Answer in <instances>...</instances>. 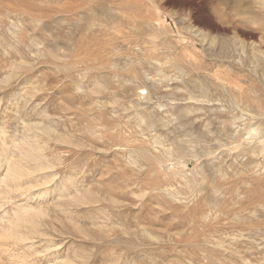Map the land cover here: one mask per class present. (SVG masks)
Masks as SVG:
<instances>
[{
  "label": "rangeland",
  "instance_id": "1",
  "mask_svg": "<svg viewBox=\"0 0 264 264\" xmlns=\"http://www.w3.org/2000/svg\"><path fill=\"white\" fill-rule=\"evenodd\" d=\"M95 3L112 24L82 23L76 0H0V125L20 146L36 139L56 174L31 188L44 215L14 225L35 237L0 264H264V5ZM147 147L178 152L133 166ZM18 155L0 142V163Z\"/></svg>",
  "mask_w": 264,
  "mask_h": 264
},
{
  "label": "bare ground",
  "instance_id": "2",
  "mask_svg": "<svg viewBox=\"0 0 264 264\" xmlns=\"http://www.w3.org/2000/svg\"><path fill=\"white\" fill-rule=\"evenodd\" d=\"M98 0H76V6L73 8H69L68 6V12L71 13L73 12L74 14H77V17L82 19V23L89 22L91 25H107L112 24L113 21L117 18V13L113 12V10L108 9L110 7H107L106 9L97 10L98 7H96V3ZM257 4L264 5V0H254ZM254 2L250 3L248 1L247 4L243 2L242 0H223V3L228 5V6H238V7H249L254 5ZM88 6V7H87ZM101 6V5H100ZM66 8V9H67ZM237 8V7H236ZM79 13V15H78ZM105 15L106 18L103 19V16ZM64 20L63 17H58V19L55 21L56 24L59 23L58 21ZM118 20V19H117ZM81 25L79 22L77 23L76 26ZM74 26V25H73ZM105 27V26H102ZM93 28V27H92ZM22 28L15 29L11 31L12 37L16 40H19V37L22 34ZM32 45L37 46L38 52L41 51V46L39 45V41H37V38L34 36L32 40L30 41ZM225 42H223L224 44ZM57 43H55L56 45ZM66 49L70 51L72 48L68 47L66 45ZM44 50H42L43 53ZM37 52V51H36ZM66 55L63 54H55L54 57L61 58L65 57ZM79 79H82V75H79ZM82 82V81H81ZM106 89V88H105ZM82 84L78 83L77 84V91L80 92L82 91ZM98 90V89H95ZM100 91V90H98ZM127 91V90H126ZM203 91V90H202ZM96 93V91H93L91 93ZM9 99L6 100V103H8ZM152 101V95L148 94L145 102H151ZM156 102V100H155ZM143 104V103H142ZM140 100H138L135 104L136 107L140 106ZM1 107V105H0ZM0 111H4L0 108ZM121 115H118L117 117H120ZM170 116V115H169ZM150 117L151 114H150ZM144 118V117H143ZM138 120L142 123V115H138L137 117ZM145 121V120H144ZM31 126V125H30ZM164 126H166L164 124ZM32 128H35L38 132L34 133L35 138L39 136V133H44L45 135L43 136H49V137H54L56 140L60 138H65L60 135H54V134H49V128L50 127H38L37 125H32ZM155 123L152 121V119H148V121L145 122V125L143 124V127L140 128V132L142 134L148 133L151 129H155ZM30 129V127H29ZM51 130H55L52 129ZM4 129L2 125H0V142L3 141L6 143V141L10 140L16 149L18 150L19 153V158L18 161H11L8 159L6 156L5 158L1 159L0 167L4 166L5 172L3 173L2 176H0V236H1V241H0V255H4V253H7L8 249L6 248L7 245H9L12 242H17L19 241H25L28 239H32L35 237V235L25 237L19 231L14 227V225H20L21 222H28L29 224H34L39 218H41L44 213L45 209L43 207H38L32 201L30 200L34 198V192L31 190L32 187L39 186V185H44L47 183H54L55 179L54 177L56 174L54 172H50V174H47V170L51 168L52 166L50 164H43L40 162V157L44 156L43 150L41 147L38 146L37 140L35 139L33 142L29 141H24L23 145L20 146V144H17L14 139H16L14 136H11L7 131ZM40 131V132H39ZM52 131V132H53ZM55 133V131H54ZM262 133V132H260ZM147 135V134H146ZM41 137V136H40ZM259 137V136H258ZM34 139V138H33ZM143 140H149V136H146L143 138ZM156 138H154L153 142L156 143ZM150 145V142L148 143ZM7 144H3V147H5ZM182 147V146H181ZM154 148V147H153ZM185 148V147H184ZM155 150L151 148H140L139 150H136V154L138 157L134 156H129L130 158V163L133 166H137L140 161H142L145 158H149L151 156L152 159L156 161V163H163L164 159H169V160H175V154L178 152V149H173V147H163L162 149L154 148ZM129 153H132L129 151ZM11 154V153H10ZM47 157V156H45ZM31 161L32 165L31 166H26V164ZM44 174L45 176L43 177L42 181L39 182V180L36 179V177L39 174ZM43 176V175H42ZM71 176H68L67 178H70ZM22 180H27L29 181L27 185H23L21 182ZM33 180H36L33 181ZM77 177L73 178L70 182L71 186L73 188H77ZM34 182V183H33ZM186 182V181H185ZM190 182V181H189ZM187 185V184H185ZM190 186V185H189ZM5 187V189H4ZM191 188V187H190ZM6 191V198L5 201L8 202V196H9V205L11 206L12 212L9 214V211L7 209V206H5V202L2 200L4 199L3 192ZM166 191V189H165ZM43 192H39L37 194V198L40 200H45L44 197H42ZM166 194L172 196V198L177 199L175 193L173 191H167ZM19 197V198H17ZM78 198L72 197L71 201L76 202ZM178 200V199H177ZM39 201V200H38ZM219 201V200H218ZM216 204V203H215ZM239 217V216H238ZM39 229V228H38ZM37 229V230H38ZM39 231V230H38ZM50 232V231H49ZM41 234L42 232L39 231ZM52 233V232H50ZM28 235V234H27ZM42 235V234H41ZM37 237V236H36ZM54 244V243H53ZM49 246V245H48ZM55 246V245H54ZM47 248V247H46ZM52 254V253H51ZM14 255V254H13ZM8 258V257H7ZM67 264V263H64Z\"/></svg>",
  "mask_w": 264,
  "mask_h": 264
}]
</instances>
